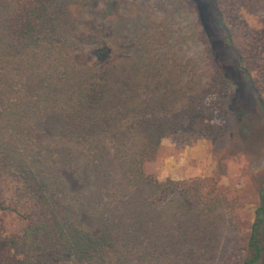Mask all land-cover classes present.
Masks as SVG:
<instances>
[{
	"label": "trees",
	"instance_id": "1",
	"mask_svg": "<svg viewBox=\"0 0 264 264\" xmlns=\"http://www.w3.org/2000/svg\"><path fill=\"white\" fill-rule=\"evenodd\" d=\"M188 1L217 32L246 82L242 99L264 120V25L252 27L241 6L264 0ZM96 6L104 24L118 0ZM90 7V0H0V211L23 223L0 235V264H179L181 256L167 253L184 246L190 216L221 203L199 182L147 172L163 138L197 130L203 103L173 117L153 85L157 74L114 82L105 33L81 35ZM78 39L95 59L91 72L75 67ZM81 158L97 185L70 196L63 170ZM258 199L240 264H264V175ZM74 200L93 215L96 232L81 227Z\"/></svg>",
	"mask_w": 264,
	"mask_h": 264
},
{
	"label": "rangeland",
	"instance_id": "2",
	"mask_svg": "<svg viewBox=\"0 0 264 264\" xmlns=\"http://www.w3.org/2000/svg\"><path fill=\"white\" fill-rule=\"evenodd\" d=\"M90 2L81 35L105 33L114 55V82L131 79L133 72L157 74L153 85L164 90L173 117L189 102L203 103L197 130L163 138L156 159L147 165L160 181L199 182L205 197L221 200L216 210L205 207L190 216L184 246L169 247L168 257L181 256L179 264H240L264 175V120L257 105L242 99L246 82L231 54L188 0H118L115 17L104 24L96 15L100 0ZM241 6L252 27L264 25L262 5ZM80 40L75 67L91 72L95 59L81 49ZM85 165L82 158L74 170L65 165L68 195L90 194L97 185L98 177ZM6 190L10 196L12 185ZM74 202L81 227L96 232L93 215ZM22 226L15 215L0 211V235L15 234ZM110 258L117 260L114 253Z\"/></svg>",
	"mask_w": 264,
	"mask_h": 264
}]
</instances>
